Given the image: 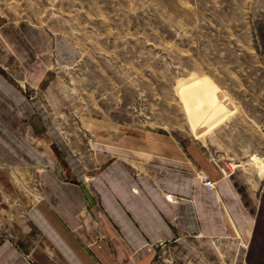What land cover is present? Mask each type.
<instances>
[{
  "label": "crops",
  "instance_id": "crops-1",
  "mask_svg": "<svg viewBox=\"0 0 264 264\" xmlns=\"http://www.w3.org/2000/svg\"><path fill=\"white\" fill-rule=\"evenodd\" d=\"M44 51L0 21V264H264L251 173L171 132L71 142L37 91Z\"/></svg>",
  "mask_w": 264,
  "mask_h": 264
},
{
  "label": "rangeland",
  "instance_id": "rangeland-1",
  "mask_svg": "<svg viewBox=\"0 0 264 264\" xmlns=\"http://www.w3.org/2000/svg\"><path fill=\"white\" fill-rule=\"evenodd\" d=\"M0 21L42 36L37 91L71 142L102 126L196 139L264 205V0H0Z\"/></svg>",
  "mask_w": 264,
  "mask_h": 264
},
{
  "label": "built area",
  "instance_id": "built-area-1",
  "mask_svg": "<svg viewBox=\"0 0 264 264\" xmlns=\"http://www.w3.org/2000/svg\"><path fill=\"white\" fill-rule=\"evenodd\" d=\"M205 184L208 185L209 187L214 186V181L211 179H205ZM170 199H174V197L172 195L169 196Z\"/></svg>",
  "mask_w": 264,
  "mask_h": 264
}]
</instances>
